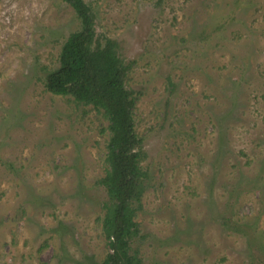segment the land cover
<instances>
[{
	"label": "rangeland",
	"instance_id": "obj_1",
	"mask_svg": "<svg viewBox=\"0 0 264 264\" xmlns=\"http://www.w3.org/2000/svg\"><path fill=\"white\" fill-rule=\"evenodd\" d=\"M130 65L144 264H264V0H85ZM81 30L0 0V264H100L107 120L47 76Z\"/></svg>",
	"mask_w": 264,
	"mask_h": 264
},
{
	"label": "trees",
	"instance_id": "obj_2",
	"mask_svg": "<svg viewBox=\"0 0 264 264\" xmlns=\"http://www.w3.org/2000/svg\"><path fill=\"white\" fill-rule=\"evenodd\" d=\"M62 1L74 10L81 30L65 41L59 67L48 74L46 87L93 106L108 122L107 170L99 181L108 196L102 220L108 253L100 264H144L137 217L149 173L143 166L144 140L136 131L135 94L127 87L130 65L117 41L97 32L96 15L85 0Z\"/></svg>",
	"mask_w": 264,
	"mask_h": 264
}]
</instances>
